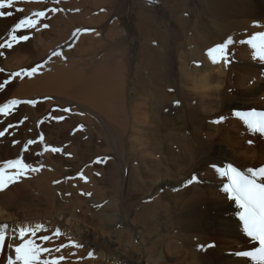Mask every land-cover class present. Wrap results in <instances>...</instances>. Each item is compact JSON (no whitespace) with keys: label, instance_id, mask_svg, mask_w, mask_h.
I'll use <instances>...</instances> for the list:
<instances>
[{"label":"bare ground","instance_id":"6f19581e","mask_svg":"<svg viewBox=\"0 0 264 264\" xmlns=\"http://www.w3.org/2000/svg\"><path fill=\"white\" fill-rule=\"evenodd\" d=\"M40 1L14 0L13 7L5 9L12 15L0 18V42L18 22L22 13L16 9L21 4L24 11L28 7V14L52 8L53 0ZM79 1L66 6L59 2L62 11L54 16L57 28L52 29L47 14L43 22L49 27L22 30L31 33L30 40L6 48L2 59V68L11 71L47 60L36 75L13 79L0 92L1 104L9 99L38 102L22 104L10 115L15 125L23 119L22 111L28 119L0 137V162L21 157L33 166L44 165L0 189V225H7L3 229L7 242L18 241L13 234L20 227L41 225L34 237L37 243L52 249L67 245L58 253L44 254L64 256L62 264H259L234 255L258 243L243 233L238 206L222 191V178L203 177V170L212 163L223 167L227 162L245 172L264 166V141L258 142L255 135L250 158L240 160L229 149H209L200 141L197 128L210 117L206 114L214 97L226 98L229 83H249L245 85L251 86L255 97L245 102L251 105L264 96V64L255 63L258 68L242 64L246 76L235 80L223 61L212 65L202 53L228 37L234 41L229 50L237 49L242 40L264 31V0H157V4L130 0L127 25L124 15L129 1L89 0L88 5V0ZM77 29L90 31H80L73 39ZM119 32L137 40L131 57L130 39H116ZM56 46L63 56L49 59ZM103 51L109 53L100 55ZM184 51L189 61L181 60ZM190 95L191 107H183L180 96L187 100ZM46 114L54 118L66 114V121L40 123ZM172 115L184 119L181 126L166 127ZM39 135L44 143L37 140L25 150L27 140ZM14 139L19 143L13 144ZM45 144L58 145L61 156L46 151ZM90 144L101 151V161H86L74 168L87 180L67 184L77 187L70 195L63 161L73 167L78 159L86 160L83 156ZM90 164L100 170L93 171ZM192 174L200 182L186 185ZM85 191L90 195L82 198ZM57 229L60 236L53 235ZM40 235L52 239L43 242ZM69 241L82 247H72ZM8 256L15 254L6 245L0 249V264Z\"/></svg>","mask_w":264,"mask_h":264},{"label":"snow or ice","instance_id":"6c2138e0","mask_svg":"<svg viewBox=\"0 0 264 264\" xmlns=\"http://www.w3.org/2000/svg\"><path fill=\"white\" fill-rule=\"evenodd\" d=\"M58 2V0H57ZM14 5V0H0V10L12 8ZM17 11H23L22 9H16ZM52 13L62 11V9L53 7L48 9ZM47 11L40 10L33 12L30 15H25L18 22H16L12 28L7 33V38L0 43V49H12L14 45L20 44L21 42L29 41L31 38V33L29 34H18L22 30H37L40 28L47 29L49 24L43 21L47 18ZM10 11H0V17L11 16ZM256 22H254L255 24ZM80 31H90V29H77L72 33L73 39ZM233 38L228 37L222 43L216 44L214 47L208 49L209 55L212 56L215 62L218 58L223 61L225 65H228L231 61L229 59V45L233 44ZM245 43V41H241ZM248 45L255 50V55H257L260 61H264V31L253 33L249 39L246 41ZM69 48L72 47L71 44L68 45ZM4 53L0 52V56ZM63 56L62 51L53 50L49 56L52 57ZM66 58V57H65ZM47 63L45 60L43 63H36L33 66L24 67L19 69V71H13L8 74V77L0 83V91L6 90V85H8L13 78L33 77L36 75ZM5 69L0 68V74L4 73ZM45 99H51V97H45ZM38 102L36 99L18 100L9 99L7 102L0 104V114L5 116L12 115L13 111L16 110L17 106L20 104L36 105ZM177 103H179L177 101ZM64 112H69L71 109L64 108ZM83 115V113H80ZM237 116H243L248 128L256 133L264 134V111H257L255 109L250 110L247 113H236ZM28 117L25 116L19 123H24ZM56 120H64V116H56ZM224 117L221 116L216 123L223 121ZM13 127L12 124H8L7 127L0 131V137H4L6 133ZM83 128L84 125H79ZM31 131V130H30ZM44 143V136L39 135L36 139H29L24 144V149L27 150L29 145L37 143ZM13 144H18L19 141L15 139L12 141ZM251 143V141H249ZM45 150H50L53 153L60 152L62 149L51 147L45 144ZM70 155V154H68ZM101 158H97V162H100ZM44 165L33 166L30 163L25 162L21 157L15 159H5L0 162V189L8 186L10 183H14L21 178L27 176L30 172H38ZM211 168L215 170L221 179L220 184L222 191L227 194L228 199L234 200L238 206V211L236 215L239 217L240 222L243 226V233L247 238H251L252 241H256L258 246L252 245L251 250H237L234 252L236 257H249L254 261H259V264H264V166L260 167H249L247 171H242L240 168L234 166L232 163H228L223 167L219 166L217 163H212ZM80 178L87 180L83 172H79ZM194 182L199 183L200 179L196 174H192L190 178L186 180V185H191ZM59 183V181H55ZM90 195V194H87ZM41 225H36L35 227H20L16 233L13 235L18 236V241H13L8 243V233L3 229L7 228V225H0V249H3L6 245L8 248H13L14 258L8 256L4 264H62L65 257L64 256H47L44 254L51 253L52 251L60 252L61 249L67 245L61 244L59 247L52 249L43 246V244L37 243L34 237L37 236ZM54 236H60V230L57 229L53 233ZM52 239L49 235H40L39 240L43 242L50 241ZM68 245L72 247H82L76 241H69ZM214 244H209L208 247H213ZM203 248L204 245H199ZM89 256L93 253L89 252Z\"/></svg>","mask_w":264,"mask_h":264},{"label":"rangeland","instance_id":"374dc122","mask_svg":"<svg viewBox=\"0 0 264 264\" xmlns=\"http://www.w3.org/2000/svg\"><path fill=\"white\" fill-rule=\"evenodd\" d=\"M19 2L20 1H23V0H18ZM24 1H31V2H33L34 1V3H36V2H39L38 0H24ZM72 0H58V2H57V0H53V2H52V8L53 7H60V4H59V2H61V3H63V4H65V6L67 5V4H69L70 2H71ZM129 1V2H128ZM144 1H146V2H148V3H150V4H157L156 2H157V0H144ZM41 2V1H40ZM82 2V0H80L79 2H77V4H80ZM90 1L88 0L85 4L86 5H88V3H89ZM126 2H128V4H127V9H126V12H125V14L126 15H124L125 16V19H124V24H128L129 23V21H128V12L127 11H129V7H130V0H126ZM44 3L46 4L47 3V0H44ZM129 5V6H128ZM23 7V8H22ZM26 8H28V7H26ZM26 8H25V11H24V6H23V4H21L20 6H19V9H22L23 11H18L17 12V14L19 13V12H21L22 14L20 15V14H18V16H20V18H18V21L21 19V18H23L25 15H29V14H31V12L28 14L27 12H26ZM46 8V9H45ZM30 9V8H29ZM45 9V11H47L48 9H51V7H49V8H47V7H43L42 9L40 8L39 10L38 9H36V10H34L33 12H37V10L38 11H40V10H44ZM0 11H5V9H3V10H0ZM32 11V10H31ZM32 12V13H33ZM48 13V15H49V13H50V19L53 21L52 22V29H56L57 28V26H58V24L59 23H57L56 22V20L58 19V18H56V17H54L58 12H56V13H52V12H50V11H47ZM118 13V12H117ZM127 16V17H126ZM0 18H5V16H3V17H0ZM54 18V19H53ZM127 18V19H126ZM55 22V23H54ZM171 23H172V21H170ZM57 23V24H56ZM126 24V25H127ZM53 26H55V27H53ZM10 28H12V26L10 27ZM10 30V29H9ZM9 30H7L6 32H5V36L1 39V42L0 43H3V41L7 38V33H8V31ZM24 31V30H23ZM23 31H21L22 32V34H23ZM21 32L19 33V34H21ZM134 35V34H133ZM122 36H124V39L126 40H128V39H130V44H131V46L130 47H127V50L129 51V49H130V52L132 51V50H135V52L137 51V44H136V41L137 40H135V38L134 37H132L131 35H130V37L129 38H127L126 36H125V34H123V33H121V32H119V35L118 36H116V39H118V38H120V37H122ZM250 36V35H249ZM247 37V36H246ZM249 39V37L246 39V40H243V41H245V43H241L239 46H238V48L236 49H231V50H229V59H230V63L228 64V65H225V71L226 72H228V70H229V67H230V77H231V79H238V78H242V76L244 77V76H246V69L245 68H243L244 66H246V65H250V63H252L253 64V67H255V68H258L257 67V65L255 64V63H262L261 65H263L264 64V61H260V59H259V57L257 56V55H255V50L250 46V45H248L247 43H246V41ZM114 41H115V39H114ZM135 41V42H134ZM117 42H119V41H117ZM59 43H61V42H59ZM133 43V44H132ZM59 46H60V44H58ZM16 45H14L13 47H15ZM59 46H56L55 47V50H57L58 48L57 47H59ZM215 46V45H214ZM213 46V47H214ZM57 48V49H56ZM132 48V49H131ZM248 48V49H247ZM6 49V48H5ZM5 49H0V52H3L4 53V55L3 56H0V68H2L3 66V57H5ZM54 50V49H53ZM126 50V54H129L128 53V51ZM17 52V51H16ZM106 53H109L108 51H103L100 55H103V54H106ZM202 53H204V54H206L207 55V57H210L211 58V64L212 65H218V64H220L221 62H222V60L221 59H217L215 62L213 61V58H212V56L211 55H209V53H208V49H206L204 52L202 51ZM114 54H117L116 52H114ZM133 53L131 52V54H130V57H131V55H132ZM8 55H10L9 53H8ZM182 55V56H181ZM180 55V58H181V60L182 61H189V58H188V56L186 55V53H185V51L183 52V54H181ZM185 55V56H184ZM186 56H187V58H186ZM184 57V58H183ZM185 59V60H184ZM123 62H122V65H125V67H127V63L125 62V60L123 59L122 60ZM252 61V62H251ZM244 66H243V65ZM256 65V66H255ZM243 66V67H242ZM25 66H23V67H21V68H24ZM240 67H242V68H240ZM21 68H18V69H15V70H8V69H5V71H4V73H2V74H7L6 75V78L8 77V74L10 73V72H13V71H19V69H21ZM239 69V70H238ZM242 70V72H241V70ZM243 69H244V71H243ZM216 70V69H215ZM2 74H0V83H2L6 78H3L2 77ZM13 79H15L16 81L18 80H20L21 78H13ZM244 84V85H243ZM238 83V82H235V83H233L232 82V84L231 83H229V85H228V95L226 96V98L225 99H220V97L219 98H215L214 97V101H213V105H212V107H211V109H210V113H209V115L208 114H206V117L207 116H210V117H208L207 118V120L205 121V122H203V121H201L200 123H199V125H198V134H199V139H200V141L202 140L203 141V143L204 144H206L207 145V147L209 148V149H211L212 151L214 150H217V149H219V148H226V149H229L231 152H232V154L235 156V159L237 158V159H240V157H241V159L240 160H243V159H248V158H250V157H248V155L250 156V153L252 152V150L254 149V142L252 141L253 140V138H254V136L256 135V138L258 139V142L259 141H264V134H260V133H256V132H253V131H251L249 128H248V125L246 124V122H245V120H244V118H243V116H237L236 115V113L237 112H239V113H247V112H249L250 110H252V109H255V110H257V111H264V96H262L260 99H256L255 98V102H254V104L253 105H251V104H249L248 103V101L247 102H245V99L247 98V100H248V98H251L250 96H254V95H252L251 94V86H247L249 83ZM245 84H247V85H245ZM242 85V86H241ZM250 85V84H249ZM245 86V87H244ZM247 86V87H246ZM185 87V86H184ZM185 88H187V87H185ZM244 91H243V90ZM247 89V90H246ZM0 92H2V91H0ZM245 92V93H244ZM247 93V94H246ZM255 97V96H254ZM180 98H181V103H182V105H183V107H186L187 105H188V107H191V98H192V96L190 95L189 97H187V98H189V99H187V100H185L184 98H182L181 96H180ZM236 98V99H235ZM18 100H25V99H18ZM184 100V101H183ZM190 100V101H189ZM2 103V102H1ZM0 103V104H1ZM185 103V104H184ZM222 103H223V105H222ZM246 103H248L249 105H246V106H244ZM187 104V105H186ZM22 104H20V105H18V106H21ZM186 105V106H185ZM232 105V106H231ZM234 105V106H233ZM17 106V110H18V107ZM218 106V107H217ZM56 107L57 106H53L52 107V109L54 108V109H56ZM251 109H250V108ZM253 107V108H252ZM255 107V108H254ZM60 110V109H59ZM207 110H209L208 109V107H207ZM61 111V110H60ZM62 112V111H61ZM13 113H16V110H14L13 111ZM22 113V118H24L25 117V114H23V111L21 112ZM63 113V112H62ZM63 116H64V119H65V121H66V114H63ZM221 116H223L224 117V120L223 121H220L219 123H216L215 121H217L218 119H219V117H221ZM171 117V118H170ZM10 119H14V117H12V116H5V115H3V114H0V127L1 126H4L5 124H6V122H8V123H10V124H12L13 125V127L11 128V129H14L15 127L17 128V129H19L20 127H21V124L22 123H19V121H17L16 122V125L13 123V122H11L10 121ZM48 119H52L51 121H53V123L54 122H56V119L54 118V117H52V115H49V114H46L45 115V117L42 119V120H40V123H42V122H44V121H46V120H48ZM175 119V121L172 123V120H174ZM179 119H180V121H179ZM168 120H169V124L168 123H166V127L168 128L169 126H174V127H178L179 126V124H180V126L182 125V120H184L182 117H180V118H176L174 115H172V116H169L168 117ZM178 120V121H177ZM210 120V121H209ZM60 121L61 120H58V122H59V124H60ZM116 122H117V120L115 121V124H116ZM176 122V123H175ZM38 124V122H36V124H34L35 125V128H37L36 126H38L37 125ZM8 125V124H7ZM7 125H5V126H7ZM168 125V126H167ZM206 125H208V126H210V128H208V127H206ZM203 126V127H202ZM117 127L120 129L121 127H122V125L121 124H119V125H117ZM127 127V126H126ZM5 128V127H4ZM50 128H54V126H52V127H50ZM128 128V127H127ZM203 129V131H201V130ZM203 133V134H202ZM227 134V135H226ZM55 135V134H54ZM227 136H229V137H227ZM53 137H55V136H53ZM230 138V139H229ZM243 138H244V140H243ZM204 139V140H203ZM225 141V142H224ZM249 141H251V143H249ZM52 146L53 147H56V148H60L58 145H54V144H52ZM58 146V147H57ZM230 146V147H229ZM96 146L95 145H93V144H90L88 147H87V150H86V152H85V155L83 156V158H85L86 160H81V158L80 159H78L76 162H75V164L73 165V167H71V165H70V163H69V161L68 160H64L63 162H64V165H66L65 167H66V187L68 188V192H69V194L70 195H73L76 191H77V187L75 186L74 187V189H72L71 187H73L72 185H73V183H74V181H76L78 178H80V176L78 175V173L80 172H77V171H75L74 170V168L75 167H77L78 165H80L81 163H84V162H86V161H94V160H97V158L99 157V153H101V151H99V152H97V150H96V148H95ZM229 147V148H228ZM230 148H232V149H230ZM101 150V149H100ZM61 152V151H60ZM60 152H56V153H54V154H57V155H59V156H61V154H60ZM67 154H70L71 155V152H66ZM227 163H229V162H227ZM82 165V164H81ZM88 165V163L85 165V167ZM90 167H91V164L89 165ZM102 167V166H101ZM83 168H84V166H83ZM91 169L94 171V169L97 171V169H99L100 170V167H91ZM210 169V170H209ZM246 169V168H245ZM203 171H205L206 172V174L204 173V175H203V177H208V178H211V179H213V180H217L218 178H220L219 176H218V174L215 172V170L213 169V168H211L210 166H208V167H206V170H203ZM80 179H82V178H80ZM67 184H72L71 185V187L70 186H68ZM87 187L89 186V185H86ZM88 193H87V191H85L84 193H82V195H81V197L82 198H87V195ZM18 199V198H17ZM15 204V203H14ZM90 215V214H89ZM91 216V215H90ZM91 221H92V219H90ZM67 226V225H66ZM67 228H68V226H67ZM70 228V227H69ZM67 237V236H66ZM133 241L135 242V239L133 238ZM124 257H126V255H124Z\"/></svg>","mask_w":264,"mask_h":264}]
</instances>
